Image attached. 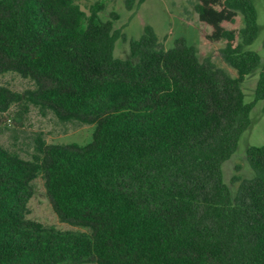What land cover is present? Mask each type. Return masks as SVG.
I'll return each instance as SVG.
<instances>
[{"label":"trees","instance_id":"obj_1","mask_svg":"<svg viewBox=\"0 0 264 264\" xmlns=\"http://www.w3.org/2000/svg\"><path fill=\"white\" fill-rule=\"evenodd\" d=\"M102 8L0 0L7 65L48 79L40 97L60 112L97 121L86 145H49L35 161L0 146V264H264V144L247 146L253 176L235 194L222 171L264 103V57L247 48L259 30L253 1L195 4L235 77L190 45L146 38L115 56ZM256 67L246 102L241 83ZM8 100L0 89V108ZM37 175L57 215L89 232L25 218Z\"/></svg>","mask_w":264,"mask_h":264},{"label":"rangeland","instance_id":"obj_2","mask_svg":"<svg viewBox=\"0 0 264 264\" xmlns=\"http://www.w3.org/2000/svg\"><path fill=\"white\" fill-rule=\"evenodd\" d=\"M88 13L96 2L103 5L100 17L116 32L114 55L125 57L131 45L150 39L164 50L192 46L201 61L208 62L232 77L236 70L224 59L225 40L207 38L210 28L201 22L195 9L197 0H75ZM259 26L256 39L247 46L264 57V0H252ZM230 26L229 24L227 25ZM242 26V22L238 23ZM147 30V32H146ZM145 36V37H144ZM260 67L254 68L241 83L246 102L252 100ZM51 82L25 68H11L0 54V89L9 93L7 104L0 108V146L21 158L35 161L49 145L79 146L89 143L97 127L91 118L81 119L60 112L40 97ZM263 101L250 112V126L238 140L233 155L222 164L223 177L233 194L238 186L253 176L245 150L250 145L264 144ZM24 216L61 230L89 232L90 228L60 218L47 194L43 175L31 180V195ZM84 264H97L94 262Z\"/></svg>","mask_w":264,"mask_h":264}]
</instances>
